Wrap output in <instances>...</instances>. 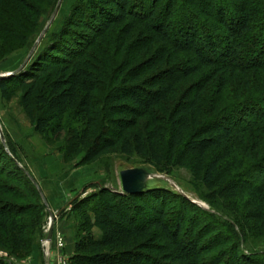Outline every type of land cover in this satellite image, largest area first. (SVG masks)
I'll return each instance as SVG.
<instances>
[{"label": "trees", "instance_id": "obj_1", "mask_svg": "<svg viewBox=\"0 0 264 264\" xmlns=\"http://www.w3.org/2000/svg\"><path fill=\"white\" fill-rule=\"evenodd\" d=\"M58 2L0 0V56L40 35ZM184 55L189 66L179 64ZM232 83L234 100L225 96ZM0 91L6 102L21 95L35 134L63 143L67 165L119 154L200 178L201 189L188 186L209 211L165 190L100 188L76 200L70 264H264V252L246 248L264 237V0H79L36 61L1 80ZM255 127L262 140L248 136ZM8 147L11 154L0 143V249L21 260L47 214ZM177 202L183 216L172 224L166 210ZM190 210L206 223L191 222L193 240L185 238Z\"/></svg>", "mask_w": 264, "mask_h": 264}, {"label": "rangeland", "instance_id": "obj_2", "mask_svg": "<svg viewBox=\"0 0 264 264\" xmlns=\"http://www.w3.org/2000/svg\"><path fill=\"white\" fill-rule=\"evenodd\" d=\"M78 3L79 0L62 1L55 21L38 45L27 66L30 67L36 61V58L45 48L51 35L60 32L66 19L73 13ZM185 4L184 2L183 5L186 6ZM56 8L54 10L53 8L48 9L40 28L41 33L46 28ZM229 10L230 13L228 12V15L232 17L236 9L229 8ZM177 11L179 14H185L184 9L178 8ZM138 12H140V9H138ZM186 16L189 17L190 15L187 14ZM214 24L211 23L209 26L211 27ZM40 35L36 34L31 38L29 37L27 44L15 45L0 56V76L17 72L23 66ZM192 60L190 56L184 55V57L181 56L179 64L189 66L193 63ZM237 85L232 83L226 89L225 96L230 100H234V96L237 94ZM20 100L21 95L12 102H6L2 98L0 91V143L3 144L1 139L2 134L6 141V145L3 144L6 147V151L11 154L8 147L10 145L16 154L20 167L38 184L45 198L42 204L46 207L47 216L41 232L34 238L32 254L30 256L17 260L11 258L6 251L0 249V262H4L5 264H70V259L75 252L72 248L76 244L79 225V219L72 211L71 205L73 202L87 198L100 188L120 193L117 177L118 163L122 162L129 166H135L142 164L143 161L137 158L127 159L122 155L116 154L89 166L76 167V163L67 165L64 163L61 149L63 143L49 146L36 135L33 124L27 119L22 109ZM139 122L140 127L148 126L147 120ZM259 132V127L252 128L248 136L252 135L254 140H259ZM246 146L244 144L241 145V150H244ZM171 176L187 185L194 183L201 189L199 176L191 170L172 168ZM201 193L204 198L208 197V194L205 195L203 191ZM220 210L218 211L222 213V210ZM182 212L183 210L178 202L171 204L166 210V214L172 220V224L178 222L179 217L183 216L181 215L183 214ZM221 213L218 214V218L223 221L226 220L228 215ZM188 214V219H186L188 223L185 226V233L187 235H185V238L193 240L197 235L195 227H192L194 224L191 222L194 221L196 224L200 223L202 225L206 223L201 222L200 216L194 211L190 210ZM51 215L54 219V230L52 241L48 242L47 238L52 222ZM189 222L191 225L188 226ZM213 226L216 229V225L213 224ZM221 232H224V229H221ZM96 236H100L98 231H96ZM246 248L252 253L264 252V237L251 238L248 240Z\"/></svg>", "mask_w": 264, "mask_h": 264}, {"label": "water", "instance_id": "obj_3", "mask_svg": "<svg viewBox=\"0 0 264 264\" xmlns=\"http://www.w3.org/2000/svg\"><path fill=\"white\" fill-rule=\"evenodd\" d=\"M63 0H60L55 12L53 13L52 17L50 18L46 28L41 33L38 41L36 42L35 46L33 47L32 51L30 52L29 57L27 58L26 62L23 64V66L17 71L12 74L6 75V76H0V81L9 77H13L21 73L29 64L31 61L38 45L43 40L45 35L47 34L48 30L50 29L51 25L55 21L57 14L60 10L61 4ZM1 139L4 145H6V141L4 136L1 134ZM117 177L120 187V193L121 194H139V193H146L151 191H157V190H165L169 192H173L176 194H179L183 196L184 198L191 201L193 204H196L197 206L205 209L210 210L209 206L201 201L191 190V188L185 184L182 181H178L172 176H169L168 174H161L159 173L154 167L151 165H135V166H129L126 163H118L117 165ZM34 184L39 189V192L41 194V197L45 201L44 195L41 192L38 184L32 179ZM52 222L49 229V235L47 238L48 242L52 241L53 238V223L54 219L51 215Z\"/></svg>", "mask_w": 264, "mask_h": 264}, {"label": "crops", "instance_id": "obj_4", "mask_svg": "<svg viewBox=\"0 0 264 264\" xmlns=\"http://www.w3.org/2000/svg\"><path fill=\"white\" fill-rule=\"evenodd\" d=\"M73 249L75 250V245H74V247L72 248V250H73Z\"/></svg>", "mask_w": 264, "mask_h": 264}]
</instances>
